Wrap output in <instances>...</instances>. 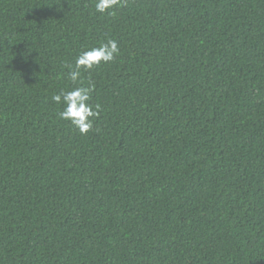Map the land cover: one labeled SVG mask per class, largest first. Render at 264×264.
I'll use <instances>...</instances> for the list:
<instances>
[{
  "label": "trees",
  "instance_id": "16d2710c",
  "mask_svg": "<svg viewBox=\"0 0 264 264\" xmlns=\"http://www.w3.org/2000/svg\"><path fill=\"white\" fill-rule=\"evenodd\" d=\"M0 0V264H264V0ZM83 72L82 135L52 100Z\"/></svg>",
  "mask_w": 264,
  "mask_h": 264
},
{
  "label": "clouds",
  "instance_id": "9594fccd",
  "mask_svg": "<svg viewBox=\"0 0 264 264\" xmlns=\"http://www.w3.org/2000/svg\"><path fill=\"white\" fill-rule=\"evenodd\" d=\"M125 0H94L95 9L99 13L114 15L113 9L122 5ZM119 45L116 40L109 39L106 43H101L97 47L83 50L75 59V64L68 72V77L73 83L79 86L67 91H60L55 94L52 100L63 105V110L58 113L62 120L69 121L77 128L82 135L87 134L94 125V119L98 118L101 105H93L90 101L95 90V84L89 80L88 86H83V72H90L101 64L114 62L119 55Z\"/></svg>",
  "mask_w": 264,
  "mask_h": 264
}]
</instances>
